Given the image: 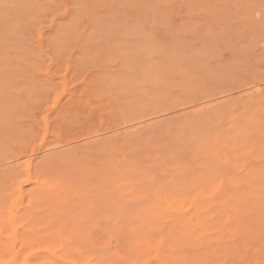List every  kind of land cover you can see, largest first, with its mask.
<instances>
[{"label":"rangeland","instance_id":"rangeland-1","mask_svg":"<svg viewBox=\"0 0 264 264\" xmlns=\"http://www.w3.org/2000/svg\"><path fill=\"white\" fill-rule=\"evenodd\" d=\"M263 12L264 0H0V89H5L0 90V102L23 101L17 111L18 132L10 142L0 139V162L12 157L21 165L0 184V264L14 259L13 264H264V231L249 228L262 210L220 206L210 187H202V205L176 192L175 203L154 208L90 209L93 215L85 222L89 235L78 251L69 250L58 236L48 237L51 230L41 240L31 238L52 219L59 221L70 205L52 198L31 207L28 196L35 181L30 169L43 151L52 155L90 141L91 132L122 115L112 112L115 106L108 102L115 90L96 84L101 74L117 75L129 63L146 58L138 53L144 44L184 41L192 45L189 51L198 53L206 32L231 33L227 45L234 44L240 40L236 33L242 18L258 19ZM256 49L246 67L218 73L204 89L222 91L264 76V56H258L264 52V37ZM198 82L202 93V78ZM64 104L67 113L60 117ZM7 110L0 108V116ZM13 145L16 152L6 153ZM111 152L108 159L123 156L120 150ZM127 182L121 181L124 190L131 187ZM68 193V200L79 205L86 199L74 209L87 208L90 192ZM135 223L141 232L133 231ZM13 249L16 258L11 259Z\"/></svg>","mask_w":264,"mask_h":264},{"label":"bare ground","instance_id":"bare-ground-1","mask_svg":"<svg viewBox=\"0 0 264 264\" xmlns=\"http://www.w3.org/2000/svg\"><path fill=\"white\" fill-rule=\"evenodd\" d=\"M240 24L241 30L236 33L240 40L234 44L227 45L228 32L204 33L202 52L198 53L189 51L192 45L184 41L174 45L144 44L138 53L146 58L129 63L117 75L109 72L99 76L97 85L108 84L115 90L108 100L115 106L111 111L120 110L122 115L107 127L91 132L90 141L63 147L52 155L47 149L37 158L30 169L35 177L29 188L30 206L59 198L70 207L65 216L60 214V222L52 219L33 231L32 239L41 240L51 230L48 237L58 236L67 242L69 250L78 251L89 235L85 222L93 215L90 209L154 208L175 203L176 192L187 198L190 195L193 205H202V187L215 191L214 203L220 206L262 210L249 228L264 231V76L257 74L256 79L248 78L222 91L204 89L218 73L226 75L246 67L248 57L256 54L264 37V16L243 17ZM218 38L222 40L216 42ZM258 56H264V52ZM201 78L202 93L198 82ZM19 102L23 101L0 102V108L8 109L6 116H0V139L5 142H10L19 130ZM66 113L64 104L58 116L65 117ZM226 117L230 118L227 123L223 120ZM112 150H120L122 158L108 159ZM14 152V145L6 150ZM4 162H0V184L12 178L20 165L12 157ZM121 181H128L129 190H124ZM79 190L91 194L87 208L81 211L74 208L84 206L86 199L80 205L68 200V192L77 195ZM135 228L142 229L138 224L133 231ZM13 241L10 239L12 247ZM22 242L24 249L27 237ZM13 252L11 259L16 254Z\"/></svg>","mask_w":264,"mask_h":264}]
</instances>
